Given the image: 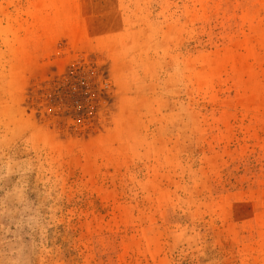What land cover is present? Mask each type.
Wrapping results in <instances>:
<instances>
[{"label": "rangeland", "instance_id": "374dc122", "mask_svg": "<svg viewBox=\"0 0 264 264\" xmlns=\"http://www.w3.org/2000/svg\"><path fill=\"white\" fill-rule=\"evenodd\" d=\"M0 264H264V0H0Z\"/></svg>", "mask_w": 264, "mask_h": 264}]
</instances>
